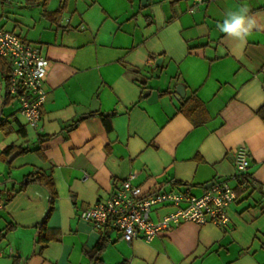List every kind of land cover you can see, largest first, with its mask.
<instances>
[{"label": "crops", "instance_id": "1", "mask_svg": "<svg viewBox=\"0 0 264 264\" xmlns=\"http://www.w3.org/2000/svg\"><path fill=\"white\" fill-rule=\"evenodd\" d=\"M241 7L256 22L244 41L218 27ZM0 26L48 60L36 127L8 97V71L0 76V152L28 148L0 157V264H264V0H0ZM189 96L206 108L201 125L178 110ZM238 148L249 154L245 189L233 178ZM34 171L51 174L57 193L46 222L56 238L43 248L36 226L49 193L37 183L17 191ZM130 174L143 191L188 185L195 195L226 179L237 198L226 226L182 222L149 242L80 219ZM102 236L93 263L85 251Z\"/></svg>", "mask_w": 264, "mask_h": 264}, {"label": "built area", "instance_id": "2", "mask_svg": "<svg viewBox=\"0 0 264 264\" xmlns=\"http://www.w3.org/2000/svg\"><path fill=\"white\" fill-rule=\"evenodd\" d=\"M201 1L195 0L196 3ZM189 11L192 12L193 9ZM0 58L7 60L8 97L18 102V113L23 116L26 124L36 127L47 98L44 87L47 58L36 45L22 40L1 26ZM234 164L233 178L245 189L249 185V154L245 148L234 151ZM133 178L134 175L130 174L120 180L105 197L81 208L80 219L102 233L108 229L115 230L126 242H131L136 237L149 242L159 232L182 222L197 225L211 223L224 227L229 221L228 207L237 198L235 190L226 179L214 180L201 194L195 195L188 185L169 191H143L140 185L133 182ZM156 207L172 209L153 219L151 213Z\"/></svg>", "mask_w": 264, "mask_h": 264}, {"label": "trees", "instance_id": "3", "mask_svg": "<svg viewBox=\"0 0 264 264\" xmlns=\"http://www.w3.org/2000/svg\"><path fill=\"white\" fill-rule=\"evenodd\" d=\"M62 10L59 9L56 13V15H58ZM0 64H2L5 68H6V72L8 71V65L7 62L5 61V59L0 58ZM7 76V75H6ZM6 80V77H5ZM167 92V91H166ZM165 92V93H166ZM168 93V92H167ZM4 103H7V96L4 97ZM179 112H181L182 114H184L194 126H198L203 124L207 117V111L206 108L204 106V104L195 96H189L187 97L185 100H183L178 108ZM90 115H96V113H91ZM103 126L105 128L106 131H110L111 129V123L108 120L107 117L103 116V115H99ZM79 120H74L72 122H70L69 124H67L65 126L66 130H70L73 129ZM0 130L2 131H7V127L6 125H2L0 124ZM28 151L27 147H21V146H14V145H8L6 146L1 152H0V157L4 160L6 159L11 153L13 152H18V153H24ZM248 180V178H247ZM30 183H37L39 185H42L43 187H45L49 193V205H48V209L45 213V215L43 216V218L41 219V221L39 222V224L36 226L37 228V236L35 239V242L38 244H42V248L44 247V245H46L49 241L54 240L56 237L51 235L49 228L46 226V222L47 219L49 217V215L51 214L53 207H54V200L56 198V190H55V186L53 183V178L51 174H47L45 172H30L24 181H22L20 183V188L17 190L19 191L20 189H24L28 184ZM11 195H9L7 197V199L10 198ZM1 200V199H0ZM106 246V238H104L103 236L97 241L96 245L90 249V250H86V254L89 257V259L93 262L96 263L98 261H100V255L103 252V250L105 249ZM16 260H14L15 263Z\"/></svg>", "mask_w": 264, "mask_h": 264}, {"label": "clouds", "instance_id": "4", "mask_svg": "<svg viewBox=\"0 0 264 264\" xmlns=\"http://www.w3.org/2000/svg\"><path fill=\"white\" fill-rule=\"evenodd\" d=\"M255 23V20L248 15L247 7H241L237 11H229L223 23L218 27L228 37L244 41Z\"/></svg>", "mask_w": 264, "mask_h": 264}, {"label": "water", "instance_id": "5", "mask_svg": "<svg viewBox=\"0 0 264 264\" xmlns=\"http://www.w3.org/2000/svg\"><path fill=\"white\" fill-rule=\"evenodd\" d=\"M146 95L148 97V101L149 102H153L157 99V92L156 91H147L146 92ZM183 96V88L182 87H179L177 86L176 87V96L175 97H182ZM108 115V113L106 114ZM16 152H14L13 154H11L9 157H8V160H11L14 156H15ZM209 185V184H208Z\"/></svg>", "mask_w": 264, "mask_h": 264}, {"label": "rangeland", "instance_id": "6", "mask_svg": "<svg viewBox=\"0 0 264 264\" xmlns=\"http://www.w3.org/2000/svg\"><path fill=\"white\" fill-rule=\"evenodd\" d=\"M6 73H7L6 70L2 69V70L0 71V76L3 77ZM1 74H2V75H1Z\"/></svg>", "mask_w": 264, "mask_h": 264}]
</instances>
